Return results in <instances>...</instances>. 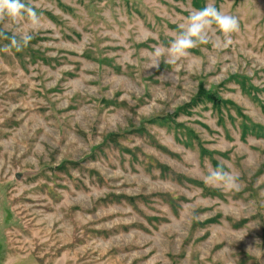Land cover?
I'll return each mask as SVG.
<instances>
[{
  "label": "rangeland",
  "instance_id": "374dc122",
  "mask_svg": "<svg viewBox=\"0 0 264 264\" xmlns=\"http://www.w3.org/2000/svg\"><path fill=\"white\" fill-rule=\"evenodd\" d=\"M151 66L209 0H25L0 22V264H264V0ZM215 94V106L197 96ZM223 166L238 190L205 183Z\"/></svg>",
  "mask_w": 264,
  "mask_h": 264
},
{
  "label": "clouds",
  "instance_id": "9594fccd",
  "mask_svg": "<svg viewBox=\"0 0 264 264\" xmlns=\"http://www.w3.org/2000/svg\"><path fill=\"white\" fill-rule=\"evenodd\" d=\"M5 20L17 24L27 20L32 29L39 28L41 24L40 15L34 7L25 3V0H0V22ZM214 29L224 36L225 46H228L232 43V34L239 32L240 21L237 16L219 10L209 0L203 8L192 11L184 19V22L179 25V32L167 48L155 46L151 54V66H158L160 58L164 56H167V62L172 64L188 57L192 49L209 43V33ZM0 35L3 34L0 33ZM3 38L9 39L10 44L5 45L0 51L11 52L14 48L19 52L33 37L28 32H23L19 35V39L15 33L11 37L4 36ZM205 183L220 187L225 192L239 188L238 177L225 171L222 165L208 172L205 176Z\"/></svg>",
  "mask_w": 264,
  "mask_h": 264
},
{
  "label": "trees",
  "instance_id": "16d2710c",
  "mask_svg": "<svg viewBox=\"0 0 264 264\" xmlns=\"http://www.w3.org/2000/svg\"><path fill=\"white\" fill-rule=\"evenodd\" d=\"M197 96H200L207 101H209L211 104L215 106H219L222 104V101L215 95L210 93L209 91H206L202 86L198 88Z\"/></svg>",
  "mask_w": 264,
  "mask_h": 264
}]
</instances>
